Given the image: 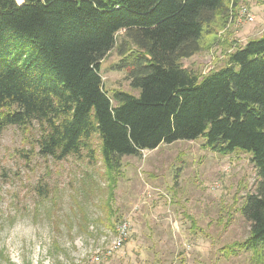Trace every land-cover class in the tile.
Here are the masks:
<instances>
[{"label":"trees","instance_id":"16d2710c","mask_svg":"<svg viewBox=\"0 0 264 264\" xmlns=\"http://www.w3.org/2000/svg\"><path fill=\"white\" fill-rule=\"evenodd\" d=\"M238 1L0 0V135L33 130L37 153L55 162L99 157L113 186L121 157L162 143L201 136L212 152H247L257 175L240 206L248 235L221 251L264 264V31L203 76L181 65ZM114 47L113 68L137 95L103 86Z\"/></svg>","mask_w":264,"mask_h":264},{"label":"rangeland","instance_id":"374dc122","mask_svg":"<svg viewBox=\"0 0 264 264\" xmlns=\"http://www.w3.org/2000/svg\"><path fill=\"white\" fill-rule=\"evenodd\" d=\"M237 5L226 27L221 16L214 21V38L183 67L203 76L262 34L264 0ZM242 5L252 21L239 16ZM120 58L114 47L102 59L103 86L137 95L127 71L113 68ZM34 138L15 126L0 135V264H256L250 251H221L248 235L240 206L257 182L249 153L212 152L201 136L162 143L121 157L113 186L99 157L92 165L75 157L55 162L37 153ZM124 220L127 238L110 257L101 255Z\"/></svg>","mask_w":264,"mask_h":264},{"label":"built area","instance_id":"2783aa9c","mask_svg":"<svg viewBox=\"0 0 264 264\" xmlns=\"http://www.w3.org/2000/svg\"><path fill=\"white\" fill-rule=\"evenodd\" d=\"M239 16L240 17H245L246 20L252 21L253 20V16L250 14V12L248 11L246 6H240L239 9ZM129 228L130 225L128 223V221L124 220L122 222H120L118 224V226L116 227V236L115 239L113 241L112 247H110L109 249H107V251H105L104 253H102L101 255H108L110 254V252L112 250L117 249L127 238L128 232H129ZM100 256H95L94 257V261L97 262L99 261Z\"/></svg>","mask_w":264,"mask_h":264},{"label":"crops","instance_id":"0c3cea01","mask_svg":"<svg viewBox=\"0 0 264 264\" xmlns=\"http://www.w3.org/2000/svg\"><path fill=\"white\" fill-rule=\"evenodd\" d=\"M110 256H111V254L109 256H107V257H110Z\"/></svg>","mask_w":264,"mask_h":264}]
</instances>
